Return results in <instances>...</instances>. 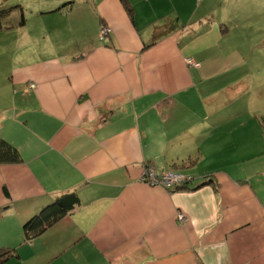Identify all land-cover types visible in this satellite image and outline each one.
I'll list each match as a JSON object with an SVG mask.
<instances>
[{
	"label": "crops",
	"instance_id": "0c3cea01",
	"mask_svg": "<svg viewBox=\"0 0 264 264\" xmlns=\"http://www.w3.org/2000/svg\"><path fill=\"white\" fill-rule=\"evenodd\" d=\"M127 1L20 0L0 19L15 34L0 135L23 158L0 164V249L18 253L3 264H264V148L236 144L264 77L225 50L220 13ZM194 152L203 165H179ZM147 165L193 189L144 182ZM70 192L78 206L26 239L25 222Z\"/></svg>",
	"mask_w": 264,
	"mask_h": 264
},
{
	"label": "rangeland",
	"instance_id": "374dc122",
	"mask_svg": "<svg viewBox=\"0 0 264 264\" xmlns=\"http://www.w3.org/2000/svg\"><path fill=\"white\" fill-rule=\"evenodd\" d=\"M20 0H0V19H6L13 10L16 8L21 10L19 5ZM32 2H44V0H23ZM196 8L197 14L203 12V8L212 14L217 15L220 13L226 21H224V27L227 25L229 28L228 36L223 40L225 50H230L231 56L236 58V54H240L243 59L245 58V65L252 69L253 71L260 72L261 76L264 77V0H195V2H190ZM192 5V6H193ZM198 6V7H197ZM194 8V9H195ZM201 12H199V11ZM193 13V12H192ZM191 13V14H192ZM13 18L5 20L6 26L4 30H0L4 33L5 37L2 38L3 34H0V58L1 60H10L13 57V33L12 22ZM4 31V32H2ZM1 42L3 47H1ZM4 48V50H2ZM11 52V53H8ZM235 52V53H234ZM229 63H232L230 59ZM7 64V63H5ZM3 64V65H5ZM260 75V74H258ZM258 75L254 76L258 78ZM253 77V78H254ZM255 81L258 79H254ZM1 81V80H0ZM250 112L255 113V115H246L244 126H240L238 132L241 138V143L238 142L236 138L233 139V134L229 140L224 141L220 146H225L227 143L232 146V142L236 143L245 151L254 149L261 150L264 148V144L260 141L264 139V97L260 100H253L250 104ZM221 140V139H220ZM208 156H211L208 154ZM232 154L228 155L226 159L231 160ZM184 161H181L179 165H186L188 170L196 168V164L199 166L203 165L206 160L203 159V155L198 152H194L192 155L185 157ZM189 166V167H188ZM180 172L176 169H168L167 171ZM177 186V185H176ZM174 186V188L176 187ZM185 221V220H181Z\"/></svg>",
	"mask_w": 264,
	"mask_h": 264
},
{
	"label": "trees",
	"instance_id": "16d2710c",
	"mask_svg": "<svg viewBox=\"0 0 264 264\" xmlns=\"http://www.w3.org/2000/svg\"><path fill=\"white\" fill-rule=\"evenodd\" d=\"M130 10V3L127 0H123ZM71 2L65 3L56 10H61L65 8ZM131 11V10H130ZM1 27V22H0ZM264 122V117H263ZM23 161L20 151L11 142L6 140L0 135V164L8 163H20ZM186 166V165H181ZM189 179V178H187ZM181 189H193L190 187L189 182L186 181L182 184L177 185L174 190ZM79 204V198L76 192H70L61 195L56 198L54 202L48 204L42 208L37 214L33 215L24 224V231L26 239L32 240L35 237L43 233L47 228L54 225L62 217H64L69 211L76 208ZM18 253L16 248L12 249H0V264H3L7 259L11 257H17Z\"/></svg>",
	"mask_w": 264,
	"mask_h": 264
},
{
	"label": "built area",
	"instance_id": "2783aa9c",
	"mask_svg": "<svg viewBox=\"0 0 264 264\" xmlns=\"http://www.w3.org/2000/svg\"><path fill=\"white\" fill-rule=\"evenodd\" d=\"M112 32V28L108 25H103L100 29V37L106 38ZM187 62L191 65L198 66L199 63L195 62L193 59L188 58ZM30 87H35L34 83L29 84ZM142 180L153 186H162L167 189H173L174 186L182 184L189 179L184 174L177 173L174 171H163L159 173L156 168L152 165H147L143 169ZM180 220H185V215L183 213L178 214Z\"/></svg>",
	"mask_w": 264,
	"mask_h": 264
}]
</instances>
